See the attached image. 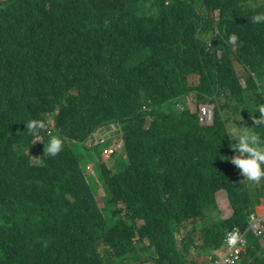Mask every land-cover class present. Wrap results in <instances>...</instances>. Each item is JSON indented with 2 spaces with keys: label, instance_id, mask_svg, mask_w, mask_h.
Listing matches in <instances>:
<instances>
[{
  "label": "trees",
  "instance_id": "trees-1",
  "mask_svg": "<svg viewBox=\"0 0 264 264\" xmlns=\"http://www.w3.org/2000/svg\"><path fill=\"white\" fill-rule=\"evenodd\" d=\"M257 12V0L1 4L0 264L220 259L228 232L247 229L264 200V180H243L225 136L231 120L245 117L264 142L253 122L264 104ZM190 94L194 111L182 103ZM207 104L212 125L199 121ZM30 119L45 124L37 143L25 132ZM112 124L125 162L112 172L98 150L107 220L72 143L95 149L84 143ZM50 136L62 139L55 156L46 151ZM240 264H264V233H246Z\"/></svg>",
  "mask_w": 264,
  "mask_h": 264
},
{
  "label": "clouds",
  "instance_id": "clouds-1",
  "mask_svg": "<svg viewBox=\"0 0 264 264\" xmlns=\"http://www.w3.org/2000/svg\"><path fill=\"white\" fill-rule=\"evenodd\" d=\"M261 2L264 3V0H261ZM251 21L255 24L264 23V12H257L252 15ZM237 39L238 37L234 33L227 34L226 36V42L229 45H235ZM212 109L214 119L213 106ZM257 112L258 117H254V125H259L256 128L264 127V104L258 106ZM234 121L239 120L233 119L229 122L227 134L225 135L229 139V148L233 152L230 162L239 169L240 174L244 177L243 180L250 183H258L264 180V142L261 141L258 133L250 130L254 126L250 128L238 127ZM24 124L26 126L25 132L36 137L33 141L40 140L39 132L45 127L44 122L30 119ZM232 141H235V143H232ZM61 148L62 139L59 136H50L48 138L46 151L50 156H55L61 151Z\"/></svg>",
  "mask_w": 264,
  "mask_h": 264
},
{
  "label": "rangeland",
  "instance_id": "rangeland-1",
  "mask_svg": "<svg viewBox=\"0 0 264 264\" xmlns=\"http://www.w3.org/2000/svg\"><path fill=\"white\" fill-rule=\"evenodd\" d=\"M261 0H257V2H260ZM197 77H190V83L194 84L196 82ZM242 83L244 84V81L242 80ZM183 105L187 107L188 109L194 111L196 109V103H195V95L190 94L186 99L183 100ZM183 105H177V108L179 110L183 109ZM213 106V105H212ZM214 107V106H213ZM251 108V107H250ZM252 109V108H251ZM245 117H241L239 121H235V124L239 126L245 127ZM49 126L50 129H52V117L49 119ZM200 121V120H199ZM212 125V124H210ZM115 130V129H114ZM52 131V130H51ZM115 130V135L104 137L97 133H94L92 135V138L89 137L87 141L84 143V145L87 148H91L96 146L95 149L87 150L86 148H83L81 144L78 143H72V148L75 151L76 156L78 159H80L81 163L83 164L82 170L86 174L87 180L90 184L91 191L93 193V196L98 204V207L102 210L104 217L108 220V207L106 205V200L108 197L106 188L104 184L102 183L100 173H99V162L96 157H99L98 150H101V152L106 156L105 157V163L108 166V168L112 172H116L123 168L125 160L121 157L120 150H121V138H120V132ZM53 132V131H52ZM103 139V142L100 140ZM40 140H36L35 142H39ZM109 152H112L113 155L111 157H108L107 154ZM31 161L34 165H41L42 161L41 158L37 154H30ZM226 202V199H224ZM264 206V203L261 204ZM259 205V206H261ZM220 206L223 209L222 216H225L227 213L226 205H224L220 200ZM258 206V208H259ZM260 209V208H259ZM256 214V212H254ZM251 215V214H250ZM250 217V216H249ZM264 218V217H262ZM241 263V262H240Z\"/></svg>",
  "mask_w": 264,
  "mask_h": 264
},
{
  "label": "built area",
  "instance_id": "built-area-1",
  "mask_svg": "<svg viewBox=\"0 0 264 264\" xmlns=\"http://www.w3.org/2000/svg\"><path fill=\"white\" fill-rule=\"evenodd\" d=\"M200 123L202 125H210L213 122V109L212 106H200ZM103 142V139L100 140ZM252 232L254 235L259 236L264 233V218L256 213H252L249 217V226L245 230L235 228L228 232L225 239L224 254L214 262V264H240L242 254L246 247V233Z\"/></svg>",
  "mask_w": 264,
  "mask_h": 264
},
{
  "label": "water",
  "instance_id": "water-1",
  "mask_svg": "<svg viewBox=\"0 0 264 264\" xmlns=\"http://www.w3.org/2000/svg\"><path fill=\"white\" fill-rule=\"evenodd\" d=\"M12 1H17V0H0V5L4 4V3L12 2ZM117 128H118V126L116 124H112V125H107V126H105L103 128H100L97 132L101 136L108 137L105 132L108 131V130H112V129L117 130Z\"/></svg>",
  "mask_w": 264,
  "mask_h": 264
},
{
  "label": "crops",
  "instance_id": "crops-1",
  "mask_svg": "<svg viewBox=\"0 0 264 264\" xmlns=\"http://www.w3.org/2000/svg\"><path fill=\"white\" fill-rule=\"evenodd\" d=\"M105 133H106L107 136H112V135H115V130L114 129L108 130ZM263 203H264V200H263V202L261 204H263ZM259 208H257V210H256L258 215L261 216V217H264V206L261 205V206H259Z\"/></svg>",
  "mask_w": 264,
  "mask_h": 264
},
{
  "label": "bare ground",
  "instance_id": "bare-ground-1",
  "mask_svg": "<svg viewBox=\"0 0 264 264\" xmlns=\"http://www.w3.org/2000/svg\"><path fill=\"white\" fill-rule=\"evenodd\" d=\"M199 118H200V112H199Z\"/></svg>",
  "mask_w": 264,
  "mask_h": 264
}]
</instances>
